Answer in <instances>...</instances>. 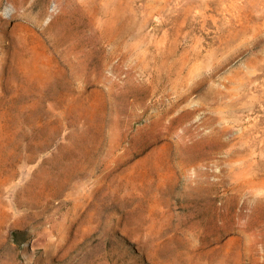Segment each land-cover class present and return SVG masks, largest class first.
Masks as SVG:
<instances>
[{
    "label": "rangeland",
    "instance_id": "1",
    "mask_svg": "<svg viewBox=\"0 0 264 264\" xmlns=\"http://www.w3.org/2000/svg\"><path fill=\"white\" fill-rule=\"evenodd\" d=\"M0 264H264V0H0Z\"/></svg>",
    "mask_w": 264,
    "mask_h": 264
}]
</instances>
